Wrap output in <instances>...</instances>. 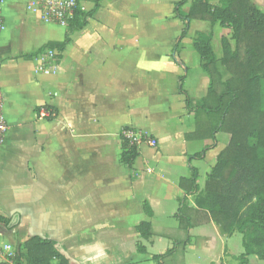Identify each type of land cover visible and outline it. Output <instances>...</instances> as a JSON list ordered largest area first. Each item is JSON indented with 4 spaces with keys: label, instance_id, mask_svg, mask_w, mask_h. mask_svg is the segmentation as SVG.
Here are the masks:
<instances>
[{
    "label": "crops",
    "instance_id": "1",
    "mask_svg": "<svg viewBox=\"0 0 264 264\" xmlns=\"http://www.w3.org/2000/svg\"><path fill=\"white\" fill-rule=\"evenodd\" d=\"M162 1L161 13L148 0L101 1L57 52L39 50L62 42L66 26L43 22L36 0L24 8L27 20L15 19V11L13 21L3 0L0 93L8 129L0 147V264H15L18 250L24 254L19 246L34 236L55 242L69 264H238L241 235L222 232L187 185L179 186L194 169L202 192L230 138L201 136L202 118L196 124L209 77L193 41L210 24L192 20L180 39L184 26L173 13L180 0ZM81 4L93 8V0ZM50 26L61 28V37ZM151 28L159 36L147 33ZM226 31L212 27L218 60ZM43 108L53 116L41 118ZM124 129L156 141L155 148L136 146L129 166L120 162ZM182 202L185 230L177 218ZM141 223L150 225V237L138 233ZM185 234L180 250L174 242ZM246 264L264 259L251 255Z\"/></svg>",
    "mask_w": 264,
    "mask_h": 264
},
{
    "label": "trees",
    "instance_id": "2",
    "mask_svg": "<svg viewBox=\"0 0 264 264\" xmlns=\"http://www.w3.org/2000/svg\"><path fill=\"white\" fill-rule=\"evenodd\" d=\"M104 0H93V8L84 13L74 12L68 23V32L60 43H49L41 48L62 52L73 32L83 30ZM188 0L175 3L173 13L184 28L183 38L192 20L208 22V32H197L193 49L199 55L202 69L209 77L206 96L195 109V118H202L205 127L202 133L213 139L214 133L229 135L228 144L217 155L215 166L207 176L202 192L196 185L197 172L192 169L189 179H181L179 186L186 184L188 194H194L195 205L205 211L222 232L238 233L242 237L243 253L238 264H246L247 257L254 255L264 259V12L257 9L251 0H192L187 13L180 8ZM217 24L231 32L229 38L221 37V58L218 60L211 47L212 27ZM179 39V40H180ZM226 73L225 79L218 69ZM190 99L186 97L185 105ZM54 114L49 108H44ZM200 126L196 125V133ZM120 162L126 166L138 157L136 146L122 142ZM200 156V154H199ZM185 202V201H184ZM184 202L177 213L179 227L190 225L183 213ZM146 213H151L146 209ZM143 238L151 235L150 225L137 227ZM188 236L175 241L181 250ZM55 242L31 237L18 249L15 264H50L55 258L58 264H69L67 258L55 250ZM140 249V248H139ZM173 252L155 259L163 260ZM22 256L24 260L22 259Z\"/></svg>",
    "mask_w": 264,
    "mask_h": 264
},
{
    "label": "built area",
    "instance_id": "3",
    "mask_svg": "<svg viewBox=\"0 0 264 264\" xmlns=\"http://www.w3.org/2000/svg\"><path fill=\"white\" fill-rule=\"evenodd\" d=\"M2 3L3 0H0V37L4 30V21L1 14ZM34 9L39 13V18L43 22L67 27L69 21L73 18L74 12L81 8L78 0H36ZM39 116L46 119L53 116V114L43 108L40 110ZM7 129L0 93V147L5 142ZM121 136L131 146H138L142 143H146L150 147L156 145L154 140H148L131 129H124Z\"/></svg>",
    "mask_w": 264,
    "mask_h": 264
},
{
    "label": "rangeland",
    "instance_id": "4",
    "mask_svg": "<svg viewBox=\"0 0 264 264\" xmlns=\"http://www.w3.org/2000/svg\"><path fill=\"white\" fill-rule=\"evenodd\" d=\"M28 1L29 0H6V3H5V12L7 13L8 18H11L13 20V18L10 16L9 13L10 12L15 13V11H16L17 13L13 15L15 19H17V18L18 19L19 18H24V20H27V18H28L29 15H28V13L25 12L24 8H25V6H26V4H27ZM81 1L82 0H78V2L80 4L81 10L84 13L90 11V9L89 10L85 9V7L83 6V4H81ZM251 1H252L253 5L257 9H259L262 12H264V0H251ZM148 3L151 4V5H153V8L154 9H156V10H157V8H158V10L160 9L158 13L165 12L163 6L156 5L158 3H163L162 0H148ZM190 3L191 2L189 0L187 2V4H185L183 7L180 8V11L185 12L187 9H189ZM162 9H163V11H161ZM35 18H38V17H35ZM67 28H68V26H67ZM47 30L51 31L54 34L53 37H61V35H60L61 34V28H59V27L56 28V27L50 26V27L47 28ZM189 32H190V30H189ZM147 33H150V35H153V36H159L160 31H158V28H151L150 32L148 31ZM226 34H227V36L230 37L231 32L226 31ZM218 36H219V34L216 33L217 40H218ZM216 51H218V50H216ZM173 52L175 53V50ZM148 140H151V139H148ZM124 142L127 143L126 141H124ZM155 147H156V145L153 146L152 148H155ZM240 250H241V252H243L242 248Z\"/></svg>",
    "mask_w": 264,
    "mask_h": 264
}]
</instances>
